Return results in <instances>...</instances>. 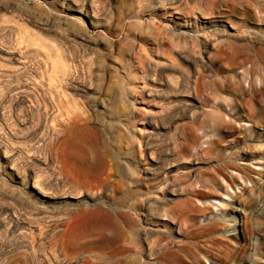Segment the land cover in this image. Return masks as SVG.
Instances as JSON below:
<instances>
[{
    "label": "rangeland",
    "instance_id": "obj_1",
    "mask_svg": "<svg viewBox=\"0 0 264 264\" xmlns=\"http://www.w3.org/2000/svg\"><path fill=\"white\" fill-rule=\"evenodd\" d=\"M263 158L264 0H0V264H83L87 210L136 257L167 211L165 264H264Z\"/></svg>",
    "mask_w": 264,
    "mask_h": 264
},
{
    "label": "bare ground",
    "instance_id": "obj_2",
    "mask_svg": "<svg viewBox=\"0 0 264 264\" xmlns=\"http://www.w3.org/2000/svg\"><path fill=\"white\" fill-rule=\"evenodd\" d=\"M238 153H239V158H241L242 160H244V159L246 160L248 157V154H249V152L244 151V150L242 152H238ZM262 160L264 161V158ZM196 163H197V161H196ZM196 163H194V156L192 154H186L185 157H183V162L182 163L180 162L179 165L173 164L170 167L168 166L167 168H165V170L163 169L164 170L163 173L167 177H168V173L172 170H176V171L182 170V171L187 172L185 177L177 178L176 180L170 179L166 182H163L164 184L161 182V180L159 178L153 177L152 173H150L148 171V169L146 168L147 170H144V172H143V176L145 179V181L143 182V187H145V189H146L145 193L148 195L145 198H143V201H142L143 205L145 206V205H148L151 203L158 204V203H162V202L166 203L167 201L173 200L174 196H176L177 193L185 194L187 191H189L190 190L189 188L192 187V185H193L192 183L195 179L194 173L196 171L195 170ZM257 163H259V162H257ZM262 163H263L262 165H260V164H257V165H259L261 170H264V162H262ZM127 172H129V171H127ZM108 178H109V176H108ZM147 180H149V181L150 180H153V181L157 180V182H155V184H153L154 182H152V184H149L148 183L149 181L147 182ZM145 182L148 183L149 185L146 184ZM154 186H158L159 188H154ZM138 190H139V188H138ZM152 191H153V193H154V191H156L155 197L149 196V195H151L150 193ZM142 192H144V191H142ZM137 193H140V192H137ZM141 194H143V193H141ZM143 196H144V194H143ZM136 206H138V205H136ZM85 214H86V217H85V220L83 223L84 235H83V239H82L83 240L82 247H83V251H84V259L82 261L83 264H130V263H133L136 261H137L136 263L138 264L140 262V261H138V257L141 258V262L139 264H152L151 263L152 261H157L160 264H165L163 261H161V259L159 257L160 251L164 252L167 250L165 252L166 254L169 252L170 253L175 252L172 250L171 251L168 250L167 247L173 241H175V239L179 235V229L181 227H180V225H177V223H176L174 217H172V215L167 214V211L165 214H163V217L157 221L158 224H160L162 227H164L166 229L164 231L165 233L160 235L159 237L155 238V240H153L151 242H144L143 244L138 243L139 244V245H137V246H139V250L137 251V252H139L138 257L134 256L135 254L132 255L131 245L136 246V244L134 243L133 240H130V238L128 237L129 234L127 236L126 233L124 232L123 228L120 227V222H119L118 218H115V216H113L114 218L110 217V215H108V211H102V212H98V214H96V212L87 210V212H85ZM93 215H97L99 217V223L98 224H95V222L93 221V219H92ZM124 216H125V214H124ZM128 226H129V224H128ZM137 231H139V230H137ZM139 234H140V232H139ZM136 243H137V241H136ZM177 251H184V250L179 249ZM91 257L93 258V260H90Z\"/></svg>",
    "mask_w": 264,
    "mask_h": 264
}]
</instances>
